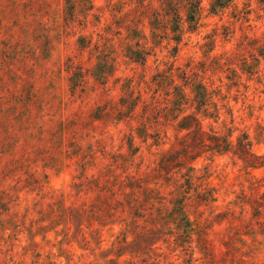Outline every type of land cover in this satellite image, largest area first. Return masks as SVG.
Listing matches in <instances>:
<instances>
[{"label": "rangeland", "instance_id": "374dc122", "mask_svg": "<svg viewBox=\"0 0 264 264\" xmlns=\"http://www.w3.org/2000/svg\"><path fill=\"white\" fill-rule=\"evenodd\" d=\"M199 2L0 0V264H264V0Z\"/></svg>", "mask_w": 264, "mask_h": 264}, {"label": "trees", "instance_id": "16d2710c", "mask_svg": "<svg viewBox=\"0 0 264 264\" xmlns=\"http://www.w3.org/2000/svg\"><path fill=\"white\" fill-rule=\"evenodd\" d=\"M189 4V18L191 21H195L197 19V16L200 12V2L199 0H188ZM212 201L217 200L213 195L211 196Z\"/></svg>", "mask_w": 264, "mask_h": 264}]
</instances>
